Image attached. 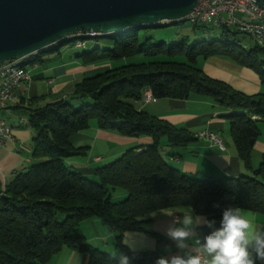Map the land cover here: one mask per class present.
Instances as JSON below:
<instances>
[{
	"label": "trees",
	"instance_id": "1",
	"mask_svg": "<svg viewBox=\"0 0 264 264\" xmlns=\"http://www.w3.org/2000/svg\"><path fill=\"white\" fill-rule=\"evenodd\" d=\"M152 26L68 37L26 58V63L39 62L42 53L59 51L64 42L76 46L79 41L82 45L76 47H83L86 38H94L96 42L103 39L104 46L73 57L83 65L109 67L72 85L68 96L86 103L74 105L61 99L36 106L42 96L28 100L32 162L0 186V264H45L62 248L85 253L87 264H116L108 252L88 244L76 230L93 217L113 233L117 253L128 255L132 264H155L159 258L156 251L134 252L122 242L125 232L143 231L144 217L151 213L187 208L215 221L216 226L228 206L264 216V152L258 166L251 165V151L260 134L257 122L264 123V91L243 93L195 65L199 57H224L251 69L264 87V48L256 43L244 48L227 38L192 44L181 39L166 45L140 35V30ZM236 30L233 34L240 32ZM114 62L120 63L111 66ZM146 91L153 98L208 97L228 110L223 117L231 141L250 175L196 179L170 166L163 150L187 147L196 135L136 109L133 101L140 100ZM91 125L151 141L139 151L129 148L96 167L93 179H89L65 160L84 154L86 147L74 146L70 138ZM116 188L125 192V198L113 202L111 195ZM198 231L203 235L210 229L204 225Z\"/></svg>",
	"mask_w": 264,
	"mask_h": 264
},
{
	"label": "crops",
	"instance_id": "2",
	"mask_svg": "<svg viewBox=\"0 0 264 264\" xmlns=\"http://www.w3.org/2000/svg\"><path fill=\"white\" fill-rule=\"evenodd\" d=\"M64 52L60 48L59 51L44 52V56L40 55L39 67L30 69V77L17 88L14 101L7 109L0 112V117H3L11 127L13 138V142L8 141L5 146L0 147V186L32 162L33 132L29 127L24 128L28 125L27 123H20V117H26L29 111L28 100L42 96L36 106L61 99L67 100L70 89L77 80L95 73L94 71H100L101 67H103L102 70L109 67V64L98 67L83 65L71 55L65 58L67 54ZM195 65L209 77L226 82L243 93L254 94L264 91L258 76L251 69L242 67L227 58L220 56L198 58ZM74 100L80 101V99ZM133 106L196 135V140L187 147H167L163 150L167 163L181 173L196 179L208 176L250 175L237 156L229 136L228 122L223 117L229 111L210 98L203 96H191L186 99L150 97L146 100L142 95L140 100L133 101ZM253 119L258 118L253 117ZM257 126L260 134L251 151L253 168L258 166L264 152V123L258 121ZM150 141L148 137L135 139L114 129H102L91 125L70 138L74 146L86 147L84 154L68 157L65 163L83 176L93 178L94 169L101 166L100 164L113 161L129 148L139 151ZM239 210L250 221L264 225L263 215L249 210ZM179 213L191 214L192 212L187 208H165L151 213L144 217V230L125 232L122 242L124 243V239L127 238L128 243L124 244L134 252L156 251L159 257L176 254L178 250L165 232L172 224L174 214ZM97 222L99 221L96 219L87 220L82 228L89 226L96 229V226H100V223L96 225ZM105 232L112 241L109 244L110 247L105 248L107 250L100 248L101 245L108 243L102 241V236L98 233L96 239L86 238V240L96 242V246L102 251L117 253L112 247L113 233L107 230ZM168 248H171V253L167 251ZM87 261L88 256L85 253L62 248L45 264H87Z\"/></svg>",
	"mask_w": 264,
	"mask_h": 264
},
{
	"label": "water",
	"instance_id": "3",
	"mask_svg": "<svg viewBox=\"0 0 264 264\" xmlns=\"http://www.w3.org/2000/svg\"><path fill=\"white\" fill-rule=\"evenodd\" d=\"M264 10V0H252ZM196 0H0V63L25 58L78 32L96 35L175 23Z\"/></svg>",
	"mask_w": 264,
	"mask_h": 264
},
{
	"label": "clouds",
	"instance_id": "4",
	"mask_svg": "<svg viewBox=\"0 0 264 264\" xmlns=\"http://www.w3.org/2000/svg\"><path fill=\"white\" fill-rule=\"evenodd\" d=\"M202 225L210 229L207 234L198 231ZM165 234L178 251L157 258L155 264H264V225L250 221L233 206L223 209L218 226L193 212L174 214ZM124 243H128L127 238ZM167 251L171 253V248ZM109 259L132 264L124 253H111Z\"/></svg>",
	"mask_w": 264,
	"mask_h": 264
},
{
	"label": "rangeland",
	"instance_id": "5",
	"mask_svg": "<svg viewBox=\"0 0 264 264\" xmlns=\"http://www.w3.org/2000/svg\"><path fill=\"white\" fill-rule=\"evenodd\" d=\"M236 15L238 16H242L239 13H236ZM237 28L233 25V24H226L225 26L222 25H217L215 23H210V24H197V25H192L190 23H188L186 20H181L179 22L176 23H162V24H158V25H153L152 27L146 28V29H142L140 30V35L142 37H151L153 42H159V41H163L166 45L171 44L172 42H178L181 39H184V41L187 44H192L193 42L197 41V40H209L211 38H215V39H221V38H227L230 41H233L235 43H237L238 45L244 47V48H248L250 46H252L254 44V42L251 40L250 36L244 32H237L235 34H233V32H236ZM113 34V33H110ZM94 46H98V47H102L104 46V40L100 39L98 40V42L95 41L94 38H86L84 41V46L83 47H76L72 44V42H64L62 44H60V48L63 49L64 54H67L65 58H67L68 56H73L74 54H78L81 53L83 51H87L89 50L91 47ZM41 56H44V53L41 54ZM200 58V57H199ZM177 60L183 61L184 58L183 57H177ZM264 59V56H263ZM135 60H140V58L138 59H133L131 61H135ZM120 62L117 63H112L111 66L117 65ZM97 67L98 66H102L103 64H96ZM103 67H101L100 70H102ZM104 70V69H103ZM97 72V71H94ZM69 95V94H68ZM144 96V94H143ZM67 101L73 103L74 105H79L81 103H86V100L83 101H75L74 99H71L70 96L67 97ZM25 117V116H23ZM29 127L28 125H26L24 128ZM230 136V135H229ZM107 163V161H106ZM105 164V163H102ZM100 164V165H102ZM89 179H93V178H89ZM125 192L122 189L116 188L111 195V201L116 202V201H120L125 197H122V195ZM91 219H96V221H99L96 223V225H99L100 220L96 217H93ZM90 219V220H91ZM86 224V221L80 223L77 227L76 230L79 234L83 235L85 240L86 238L88 240H90L91 238L96 239V235L97 233L102 236L101 239L104 242H107L108 244H103L100 246L101 249L107 250L105 248H109V244L112 243L110 237L106 234V230L107 228L104 227L102 224H100V226H96V229H93L92 227H83L82 226L84 224ZM103 227V228H100ZM85 228V229H84ZM109 231V230H107ZM86 233V235H85ZM86 242L88 244H90L91 246L98 248L96 245V242H92V241H87ZM113 245V244H112ZM114 247V246H112ZM107 252V251H106ZM109 253V252H108ZM111 254V253H109Z\"/></svg>",
	"mask_w": 264,
	"mask_h": 264
},
{
	"label": "built area",
	"instance_id": "6",
	"mask_svg": "<svg viewBox=\"0 0 264 264\" xmlns=\"http://www.w3.org/2000/svg\"><path fill=\"white\" fill-rule=\"evenodd\" d=\"M236 13L242 16H238ZM186 18L191 19L192 25L198 23L233 24L240 32L248 34L254 43L264 48V38L257 35V28L263 26L246 27V19H264V10L252 0H196ZM12 60L14 59L0 63V112L7 109L14 101L17 88L30 77V69L39 67V64H36L29 69H20L19 72H15L14 77L8 83H1V74L9 67V62ZM143 94L146 100L150 99L151 95L148 91ZM24 121H27V117H20V122ZM5 123L6 120L0 117V147L5 146L8 141L13 142L11 131H5ZM219 147L223 148L222 145Z\"/></svg>",
	"mask_w": 264,
	"mask_h": 264
},
{
	"label": "bare ground",
	"instance_id": "7",
	"mask_svg": "<svg viewBox=\"0 0 264 264\" xmlns=\"http://www.w3.org/2000/svg\"><path fill=\"white\" fill-rule=\"evenodd\" d=\"M183 20H186L188 23L191 24V19L184 17ZM198 24H209V23H198ZM263 26V27H262ZM246 27H262L257 28V35L260 38H264V19H246ZM79 35H85V36H94L96 34L92 32H83V33H74L71 34L68 37H74ZM67 37V38H68ZM76 45H82L81 42L77 41ZM36 53L32 54L35 55ZM26 58H17L9 62V67L5 69L4 72L1 74V83H8L10 79H12L15 75V72H19L20 69H29L38 64V62L35 63H26ZM21 124H26L27 121L20 122ZM5 131H11V127L8 125V123H5Z\"/></svg>",
	"mask_w": 264,
	"mask_h": 264
}]
</instances>
